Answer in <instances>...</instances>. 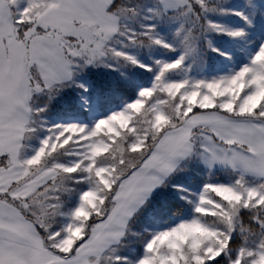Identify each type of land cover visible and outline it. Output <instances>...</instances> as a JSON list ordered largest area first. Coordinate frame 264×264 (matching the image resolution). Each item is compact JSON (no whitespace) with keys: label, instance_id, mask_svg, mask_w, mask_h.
<instances>
[{"label":"snow or ice","instance_id":"1","mask_svg":"<svg viewBox=\"0 0 264 264\" xmlns=\"http://www.w3.org/2000/svg\"><path fill=\"white\" fill-rule=\"evenodd\" d=\"M0 264H264V0H0Z\"/></svg>","mask_w":264,"mask_h":264},{"label":"trees","instance_id":"2","mask_svg":"<svg viewBox=\"0 0 264 264\" xmlns=\"http://www.w3.org/2000/svg\"><path fill=\"white\" fill-rule=\"evenodd\" d=\"M234 2L239 3V0H234ZM221 179H222V177H221Z\"/></svg>","mask_w":264,"mask_h":264}]
</instances>
